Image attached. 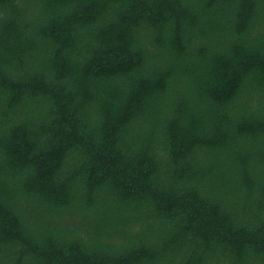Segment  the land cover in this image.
<instances>
[{
  "label": "trees",
  "instance_id": "obj_1",
  "mask_svg": "<svg viewBox=\"0 0 264 264\" xmlns=\"http://www.w3.org/2000/svg\"><path fill=\"white\" fill-rule=\"evenodd\" d=\"M0 264H264V0H0Z\"/></svg>",
  "mask_w": 264,
  "mask_h": 264
}]
</instances>
